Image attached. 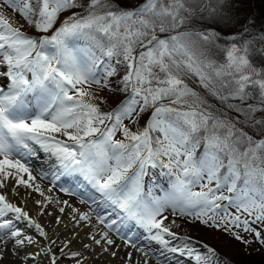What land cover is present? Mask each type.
<instances>
[{
    "label": "snow or ice",
    "instance_id": "6c2138e0",
    "mask_svg": "<svg viewBox=\"0 0 264 264\" xmlns=\"http://www.w3.org/2000/svg\"><path fill=\"white\" fill-rule=\"evenodd\" d=\"M242 4L0 0L36 33L0 10V262L88 264L80 240L122 264H233L177 217L264 247V26ZM105 89L125 94L111 111Z\"/></svg>",
    "mask_w": 264,
    "mask_h": 264
},
{
    "label": "bare ground",
    "instance_id": "6f19581e",
    "mask_svg": "<svg viewBox=\"0 0 264 264\" xmlns=\"http://www.w3.org/2000/svg\"><path fill=\"white\" fill-rule=\"evenodd\" d=\"M3 82H4L3 79H0V84H2ZM41 155H43V154H41ZM37 163H39V161ZM40 182L45 187L49 186L47 181H40ZM62 182H65V181L62 180ZM72 182H75V181H72ZM0 191H4V190H0ZM6 191L8 192L9 199H11L13 202L19 204L20 206L25 207V209L29 212V214L33 218H36L35 199H39L40 197L35 196L34 198H32V197L27 196L26 190L23 189V188L19 189L21 195L20 196H16V197L12 196L11 187L6 189ZM53 195L58 196L60 199H63V200H69L71 203L75 204L77 207L81 208L84 211L88 210V205L87 204H80L79 200L75 196L65 195L63 192H61L59 190V188L54 190ZM22 200H25L26 203H21ZM50 210H54V209H50ZM52 219H53L52 217H47V216L43 217V218H39V222L42 223L46 228H48V231L50 232V234H51V227H49V221L52 220ZM72 231L73 230L71 228H69V230L67 232H64L63 228L61 226L60 239H64L65 237L70 238L71 234H72ZM78 231L80 233V236L83 238V242H90V241H87V239L85 237V233L87 232V229L78 230ZM137 235H140V233L137 232ZM113 239H116L117 244H122L123 243L122 240L116 238L115 236H113ZM192 240L195 241L194 239H192ZM141 243L142 244H146L147 242L144 241V240H141ZM72 247H73V250H81V251L85 252V255L88 257V264H122V261H113V260H111V258L108 257L107 254H105L102 257H96L91 252L85 251L82 248V243H81L80 240L74 241ZM10 248H11V246H9V249ZM96 251L99 252V249H96ZM128 251H133L134 252L133 249H128ZM121 255H123V251L121 252ZM135 258L136 259H140L141 261L143 260V257H141V255L139 253H135ZM0 264H15V258L11 255V251L10 250H9L8 257L3 262H0ZM44 264H47V262L45 261ZM149 264H155V262L153 260H150Z\"/></svg>",
    "mask_w": 264,
    "mask_h": 264
},
{
    "label": "rangeland",
    "instance_id": "374dc122",
    "mask_svg": "<svg viewBox=\"0 0 264 264\" xmlns=\"http://www.w3.org/2000/svg\"><path fill=\"white\" fill-rule=\"evenodd\" d=\"M250 3H251L250 0H243V4L240 7V13H241L242 16L247 17L249 15L248 6H249ZM252 5H253V8L255 9V11L263 18V21H264V2H262V0H252ZM1 9L6 10V11L9 10V9L5 8V6L2 7ZM10 12L12 13V15L9 14L11 17L15 18L20 23H26L23 20V18L18 13L14 14L11 10H10ZM254 26L255 27H260L261 26L260 22L258 20H256V24ZM237 27H239V25H237ZM23 28L27 29L28 27L23 25ZM113 92H115V91H109V90L105 89V90L101 91L99 93V95L101 97H103L105 100H107V104H108V103H112L113 101H115L116 95L113 94ZM116 138L119 139L121 137L118 134ZM155 182L158 185L166 184L167 178H165L163 180V179L160 178V176H156ZM166 187H167V184H166ZM157 193L158 194H162L160 192L159 188L157 189ZM223 203L226 204L227 201H224ZM229 210L233 211V212L235 211L234 209H229ZM170 219H172V217H170ZM175 219L177 220V223L181 227L178 228V229H174V231H177L181 235H188L189 237H192V239H194L195 241H203V242L213 243V241L215 240V237L217 235L222 236V234H223L222 232L213 231V230L211 231V229H208V228L200 225L199 223H191V222H188L185 219L179 218V217H177ZM248 238L251 239V237H248ZM230 240L235 246H238V249L240 251L246 250V249H244L246 247L243 246V244H240V243L232 240L231 238H230ZM62 264H71V262L65 260V261L62 262Z\"/></svg>",
    "mask_w": 264,
    "mask_h": 264
},
{
    "label": "trees",
    "instance_id": "16d2710c",
    "mask_svg": "<svg viewBox=\"0 0 264 264\" xmlns=\"http://www.w3.org/2000/svg\"><path fill=\"white\" fill-rule=\"evenodd\" d=\"M4 14L11 21H13L14 26L20 27L21 25H24V26L28 27L27 29L22 28V30L26 34H28V35H30V34L36 35L34 29L29 27L26 23H20L15 18L11 17L9 15V13H7V12H4ZM65 15H67V13ZM61 18H63V17H61ZM113 63H115V61H113ZM120 74L123 75V70L122 69H121V73ZM113 82H114V84L117 82L116 78L113 79ZM190 84L194 88L196 87V84L191 82V81H190ZM197 90H199V89H197ZM113 94L116 95L115 101H113L112 103L101 105V108L102 107L104 109L114 108V107H116V105L121 100L125 99V94L124 93H120V92H116L115 91V92H113ZM109 110H107V111H109ZM146 118H147V114H145V116L141 118V120H140V124L141 125L144 124V121H145ZM129 127H131L134 131L136 130V126L135 125H129ZM208 245L214 247L220 253V255L222 257H227V260H231L233 262V264H264V247H261L257 243H252L249 247L244 248L246 250L240 251L238 249V246H235L231 242V240H230V238L228 236H226V235H222V236L217 235L215 237V240L213 241V243H210Z\"/></svg>",
    "mask_w": 264,
    "mask_h": 264
},
{
    "label": "water",
    "instance_id": "95a60500",
    "mask_svg": "<svg viewBox=\"0 0 264 264\" xmlns=\"http://www.w3.org/2000/svg\"><path fill=\"white\" fill-rule=\"evenodd\" d=\"M250 11H251V14L253 15V16H255L258 20H260L262 23H263V19L258 15V14H256L255 12H254V10L251 8V5H250ZM264 26V25H263Z\"/></svg>",
    "mask_w": 264,
    "mask_h": 264
}]
</instances>
